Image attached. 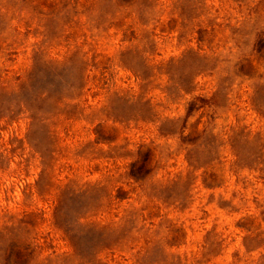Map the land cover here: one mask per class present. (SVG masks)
<instances>
[{
	"label": "rangeland",
	"instance_id": "rangeland-1",
	"mask_svg": "<svg viewBox=\"0 0 264 264\" xmlns=\"http://www.w3.org/2000/svg\"><path fill=\"white\" fill-rule=\"evenodd\" d=\"M0 264H264V0H0Z\"/></svg>",
	"mask_w": 264,
	"mask_h": 264
}]
</instances>
